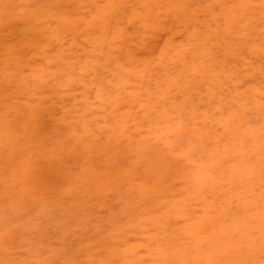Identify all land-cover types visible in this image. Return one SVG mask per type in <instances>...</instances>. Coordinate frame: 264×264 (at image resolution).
I'll return each mask as SVG.
<instances>
[{
	"label": "clouds",
	"instance_id": "clouds-1",
	"mask_svg": "<svg viewBox=\"0 0 264 264\" xmlns=\"http://www.w3.org/2000/svg\"><path fill=\"white\" fill-rule=\"evenodd\" d=\"M211 5L222 7L238 22L234 38L228 39L234 49L232 60L247 81L243 87L255 88L235 96L255 109L256 117L254 131L240 132L250 137L245 166L255 172L250 177L245 172L235 183L256 206L245 210L239 198L234 202L247 223L241 222L235 232L242 246L224 259L230 264H264L258 208L264 0H0V264H182L191 259L171 229L147 221L133 227L128 222L157 199L171 195L167 172L179 169L180 163L166 157L163 143L155 137L172 121L161 120L155 111L134 112L133 118L143 121L142 132L135 131L130 118L119 143L107 139L108 130L95 142L78 140L72 130L79 129L86 106L74 108L73 99L83 89H65L64 75L46 77L47 83L33 76L39 74L40 65L46 66L40 45L49 42L47 37L59 32L71 43L84 27L69 25L68 19L95 18L91 28L107 30L106 45L117 27L124 28L134 34L117 41L125 54L153 56L159 55L168 33L183 39L193 26L210 22ZM133 14L135 22L130 21ZM66 70L70 73L72 66ZM118 73L114 63L103 65L97 78L88 81L89 95L94 97V87L108 90V81L118 80ZM131 86H136L135 81ZM120 94L125 95V90ZM224 95L226 103L233 102L234 94ZM91 115L99 123H105L104 118L108 124L119 119L107 103L91 109ZM92 130L96 131L95 125ZM141 183L151 187V195L141 196ZM113 217L124 218L117 230L109 222ZM151 233H157L153 241L148 239Z\"/></svg>",
	"mask_w": 264,
	"mask_h": 264
},
{
	"label": "snow or ice",
	"instance_id": "snow-or-ice-1",
	"mask_svg": "<svg viewBox=\"0 0 264 264\" xmlns=\"http://www.w3.org/2000/svg\"><path fill=\"white\" fill-rule=\"evenodd\" d=\"M209 7L210 22L193 26L182 34L183 39L168 33L167 40L159 48V55L153 56L125 54L117 41L134 34L124 28L117 27L112 42L106 45L107 30L91 28L95 18L68 19L69 25L84 27L71 43H67L59 32L47 37L49 42L40 45L46 66L40 65L39 74L33 76L35 80L47 83V79L64 75L65 89L75 86L83 89L79 98L73 99L74 108L81 104L86 106L79 129L72 130L78 140L91 138L95 142L103 139L102 134L108 130L107 139L119 143L129 127L130 118L135 131L142 132L143 121L134 119V112L143 111L147 115L155 111L161 120L172 121L167 131L157 132L155 137L163 143L166 157L180 163L179 169L167 172V189L171 195L157 199L144 209L142 215L128 222L133 227L147 221L158 228L171 229L172 235L181 238L191 256L182 264H230L224 257L242 246V240L235 238V232L239 231L241 222L247 223L234 202L239 198L245 210L256 206L255 201L238 192L235 183L245 172L249 177L255 172L254 168L245 166V146L250 137H242L240 132H252L256 127L255 109L248 103L236 101L235 96L255 91V88L251 84L243 87L247 81L242 80V74L232 60L234 49L228 39L234 38L238 22L222 7ZM135 20L136 14H133L130 21ZM143 27L160 31L153 25L144 24ZM112 63L119 69V79L109 80L108 90L103 86L94 87V97L90 96L89 79L95 80L101 67ZM68 65L72 66L70 73L66 70ZM260 70L264 73V65ZM133 81L136 86H131ZM121 89L125 90V95L120 94ZM226 92L234 94L232 103L225 102ZM259 94L262 180L258 208L264 229V87ZM105 103L119 113V119L112 124L107 123V118H104L105 123H99L97 116H89L91 109ZM139 191L141 196H147L151 195L152 189L141 183ZM123 220V217H113L109 222L113 230H117ZM156 238L157 233L148 237L150 241ZM261 256L264 257V241Z\"/></svg>",
	"mask_w": 264,
	"mask_h": 264
}]
</instances>
